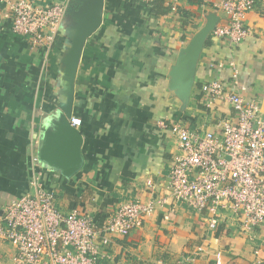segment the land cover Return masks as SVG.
<instances>
[{"label":"crops","instance_id":"1","mask_svg":"<svg viewBox=\"0 0 264 264\" xmlns=\"http://www.w3.org/2000/svg\"><path fill=\"white\" fill-rule=\"evenodd\" d=\"M16 1L0 0V218L12 200L32 192L31 182L41 174L60 211L93 217L100 229L127 202L163 201L142 227L100 247L97 264H173L187 257H194L193 264H217L218 253L221 264H264V228H247L242 217L221 208L213 229L209 213L175 201L169 170L180 151L159 124L215 131L222 119L235 117L230 103L209 104L202 91L213 80L234 88L230 62L239 71L237 92L264 112V0H255L248 13L250 33L242 43L208 36L187 105L171 89L172 67L210 15L226 23L224 12L211 7L213 0H181L171 12L165 0L154 16L152 4L104 0L102 23L83 47L69 110L82 119L81 127L71 124L64 109V60L72 45L71 16L83 0H26L66 5L51 47H33L29 36L12 32L9 6ZM64 119L82 139L83 162L75 171L69 169L74 160L63 170L40 159L47 142L64 136ZM14 254L0 241V264H13Z\"/></svg>","mask_w":264,"mask_h":264},{"label":"built area","instance_id":"2","mask_svg":"<svg viewBox=\"0 0 264 264\" xmlns=\"http://www.w3.org/2000/svg\"><path fill=\"white\" fill-rule=\"evenodd\" d=\"M180 2L168 0L167 7L177 12ZM254 6L255 0H213L211 7L227 16L226 23L218 24L213 35L232 45L242 43L250 33L246 19ZM9 10L13 33L29 36L33 47H51L67 7L63 3L39 5L20 0L12 2ZM229 65L234 88L213 80L205 83L202 91L209 104L216 99L230 103L235 117L222 119L215 131L192 129L182 122L159 123L177 139L180 151L169 170L170 189L176 202L198 213H209L213 229L221 208L242 217L247 228H264V112L256 100L237 92L239 71L234 62ZM223 67L219 65V69ZM82 123L79 117L71 119L74 127ZM31 186L32 192L12 200L0 218V241L14 248L13 264H97L100 247H107L113 236L126 237L142 227L143 218L163 202H127L100 229L93 217L60 211L41 174ZM221 258L218 253L217 264H221ZM193 261L194 257H187L173 264Z\"/></svg>","mask_w":264,"mask_h":264},{"label":"water","instance_id":"3","mask_svg":"<svg viewBox=\"0 0 264 264\" xmlns=\"http://www.w3.org/2000/svg\"><path fill=\"white\" fill-rule=\"evenodd\" d=\"M103 11L104 0H83L82 7L71 16L73 20L72 45L64 60L68 91L67 107L64 109L69 118H72L69 110L73 104L75 78L83 47L87 38L100 27ZM217 25L218 17L214 14L210 15L206 24L194 35L188 47L181 50L176 64L172 67L171 89L185 105L188 104L192 94L195 69L203 46ZM62 124L68 127V129H64V136L47 142L41 152L40 159L63 170L66 168L64 164L74 160L69 169L75 171L83 162L80 151L81 135L75 128H69L70 122L66 119L63 120ZM50 153L60 155L62 160L55 159L54 156H50Z\"/></svg>","mask_w":264,"mask_h":264},{"label":"trees","instance_id":"4","mask_svg":"<svg viewBox=\"0 0 264 264\" xmlns=\"http://www.w3.org/2000/svg\"><path fill=\"white\" fill-rule=\"evenodd\" d=\"M164 2H165V0H153V2L151 4H152V12H153L154 16H158L159 12H161L159 9L157 10V5L162 7V4Z\"/></svg>","mask_w":264,"mask_h":264}]
</instances>
